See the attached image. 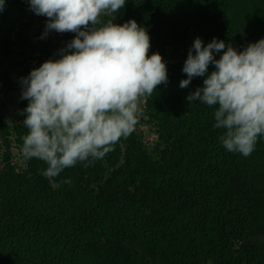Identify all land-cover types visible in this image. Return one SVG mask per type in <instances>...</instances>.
<instances>
[{
  "label": "trees",
  "instance_id": "obj_1",
  "mask_svg": "<svg viewBox=\"0 0 264 264\" xmlns=\"http://www.w3.org/2000/svg\"><path fill=\"white\" fill-rule=\"evenodd\" d=\"M0 13L20 15L0 34V264H264V138L248 157L227 152L214 109L186 99L203 77L179 87L197 36L238 49L264 38V0H126L113 22L145 27L148 54L167 67V84L141 98L154 150L136 124L102 159L55 180L42 161L17 157L27 132L19 80L74 34L39 39L46 18L26 0Z\"/></svg>",
  "mask_w": 264,
  "mask_h": 264
},
{
  "label": "clouds",
  "instance_id": "obj_2",
  "mask_svg": "<svg viewBox=\"0 0 264 264\" xmlns=\"http://www.w3.org/2000/svg\"><path fill=\"white\" fill-rule=\"evenodd\" d=\"M26 2L35 15L46 18L39 39L51 32L74 34L57 50V58L19 80L20 99L27 101L19 110L27 129L20 153L26 160L42 161L46 167L40 174L55 180L65 169L102 159L133 132L140 98L167 84V67L158 52L148 54L145 27L134 19L113 22L126 0ZM5 4L0 0V12ZM182 72L181 89L203 77L186 99L214 109L212 127L221 130L222 147L250 156L258 138H264V38L238 49L215 37L205 44L197 36Z\"/></svg>",
  "mask_w": 264,
  "mask_h": 264
},
{
  "label": "rangeland",
  "instance_id": "obj_3",
  "mask_svg": "<svg viewBox=\"0 0 264 264\" xmlns=\"http://www.w3.org/2000/svg\"><path fill=\"white\" fill-rule=\"evenodd\" d=\"M19 19L20 15H18L17 13H12L10 15V18H6L4 16L3 13H0V34H4L7 30H10L11 27H14V23L13 20L14 19ZM143 103L144 101L140 98L139 100V104L140 107H143ZM9 122H12L16 119V108L11 107L10 111H9ZM146 121V117H144V113L140 112V114L137 117V125L140 131H142V137H143V142L144 144L150 148V151L154 150V146H155V142H154V135L152 134V132L150 131V129L146 126L145 124ZM17 157H19L20 159L22 158V160H20V162L22 163L23 160V156L21 154H19L18 152L16 153Z\"/></svg>",
  "mask_w": 264,
  "mask_h": 264
},
{
  "label": "bare ground",
  "instance_id": "obj_4",
  "mask_svg": "<svg viewBox=\"0 0 264 264\" xmlns=\"http://www.w3.org/2000/svg\"><path fill=\"white\" fill-rule=\"evenodd\" d=\"M5 9V8H4ZM9 18V17H8Z\"/></svg>",
  "mask_w": 264,
  "mask_h": 264
}]
</instances>
